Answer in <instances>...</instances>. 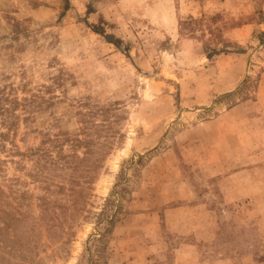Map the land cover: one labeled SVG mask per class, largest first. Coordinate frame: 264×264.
I'll return each instance as SVG.
<instances>
[{
  "label": "rangeland",
  "instance_id": "obj_1",
  "mask_svg": "<svg viewBox=\"0 0 264 264\" xmlns=\"http://www.w3.org/2000/svg\"><path fill=\"white\" fill-rule=\"evenodd\" d=\"M0 264H264V0H0Z\"/></svg>",
  "mask_w": 264,
  "mask_h": 264
},
{
  "label": "trees",
  "instance_id": "obj_2",
  "mask_svg": "<svg viewBox=\"0 0 264 264\" xmlns=\"http://www.w3.org/2000/svg\"><path fill=\"white\" fill-rule=\"evenodd\" d=\"M218 37H221V35H219Z\"/></svg>",
  "mask_w": 264,
  "mask_h": 264
}]
</instances>
